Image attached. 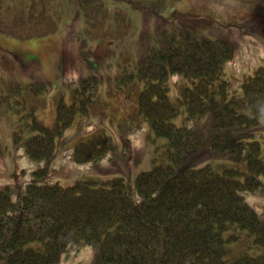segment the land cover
I'll use <instances>...</instances> for the list:
<instances>
[{"label":"trees","instance_id":"1","mask_svg":"<svg viewBox=\"0 0 264 264\" xmlns=\"http://www.w3.org/2000/svg\"><path fill=\"white\" fill-rule=\"evenodd\" d=\"M139 50L115 80L136 94L137 113L154 136L167 140L168 162L140 172L134 184L118 177L63 187L34 179L0 188V264H58L87 246L96 250L95 264H264V218L246 198L264 192V145L243 138L264 115V67L229 93L216 80L233 47L193 24L146 30ZM171 76L180 88L175 99ZM98 84L91 76L74 86L73 103L58 104L50 129L33 122L30 137L14 132L21 154L51 158L56 134L77 108L89 111ZM116 150L111 137L98 136L77 145L75 160L115 159ZM239 240L248 245L235 254Z\"/></svg>","mask_w":264,"mask_h":264},{"label":"rangeland","instance_id":"2","mask_svg":"<svg viewBox=\"0 0 264 264\" xmlns=\"http://www.w3.org/2000/svg\"><path fill=\"white\" fill-rule=\"evenodd\" d=\"M163 24H193L201 34L233 47L223 70L229 92L264 67V0H0V143L5 149L0 155V188L34 179L63 187L118 177L131 184L140 172L168 162L167 140L155 137L137 113L136 94L113 80L137 62L142 33ZM89 76L100 79L95 100L87 113L78 108L72 122L56 134L54 155L37 160L22 155L14 132L26 139L35 134L34 120L52 126L57 104L72 102L75 91L65 83ZM34 77L49 82L50 89L28 91V79ZM174 78H169L173 99L180 92ZM174 121L179 123L180 117ZM245 133L244 139L264 145V115ZM97 136L111 137L119 156L76 161L75 145ZM39 169H45L42 176L36 174ZM246 198L264 218V192ZM246 245L239 240L235 254ZM95 254L94 247H83L62 255L58 264H95Z\"/></svg>","mask_w":264,"mask_h":264}]
</instances>
